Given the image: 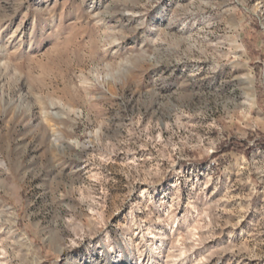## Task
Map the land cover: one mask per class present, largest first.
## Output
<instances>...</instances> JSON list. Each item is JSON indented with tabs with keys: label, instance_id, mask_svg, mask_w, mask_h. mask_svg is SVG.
Masks as SVG:
<instances>
[{
	"label": "rangeland",
	"instance_id": "obj_1",
	"mask_svg": "<svg viewBox=\"0 0 264 264\" xmlns=\"http://www.w3.org/2000/svg\"><path fill=\"white\" fill-rule=\"evenodd\" d=\"M0 264H264V0H0Z\"/></svg>",
	"mask_w": 264,
	"mask_h": 264
}]
</instances>
